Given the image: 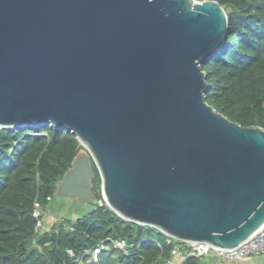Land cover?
<instances>
[{
	"label": "water",
	"instance_id": "95a60500",
	"mask_svg": "<svg viewBox=\"0 0 264 264\" xmlns=\"http://www.w3.org/2000/svg\"><path fill=\"white\" fill-rule=\"evenodd\" d=\"M216 0H0V129L77 137L58 194L94 196L182 243L236 248L264 227V129L207 103L225 44Z\"/></svg>",
	"mask_w": 264,
	"mask_h": 264
},
{
	"label": "trees",
	"instance_id": "16d2710c",
	"mask_svg": "<svg viewBox=\"0 0 264 264\" xmlns=\"http://www.w3.org/2000/svg\"><path fill=\"white\" fill-rule=\"evenodd\" d=\"M216 1L227 12L229 33L202 65L207 103L242 127L264 129V0ZM83 151L75 135L50 125L0 129V264H172L177 257L181 264H201L188 244H168L158 229L117 215L103 199L94 163L97 206L75 221L62 219L38 230L35 201L46 210ZM111 240L125 241L128 253ZM102 243L108 247L94 261Z\"/></svg>",
	"mask_w": 264,
	"mask_h": 264
},
{
	"label": "built area",
	"instance_id": "2783aa9c",
	"mask_svg": "<svg viewBox=\"0 0 264 264\" xmlns=\"http://www.w3.org/2000/svg\"><path fill=\"white\" fill-rule=\"evenodd\" d=\"M33 216L37 220L38 230L44 229L47 215L45 209L43 208L39 200H36L34 203ZM166 238L168 244L174 243L176 241L175 239L167 235ZM111 243L115 245L116 248L121 249L126 254L128 253L127 244L125 241L111 240ZM188 245L192 249V254L200 258L215 256L218 259L230 263L243 262L249 257L264 255V227L261 230H259L247 242L233 249H223V248L215 247L208 243H190ZM107 247L108 246L106 245V243H102L99 247H97L94 250L93 260L96 261L101 251L105 250ZM174 253L178 254L177 245L175 247ZM69 254L71 256H74V253L72 251H69Z\"/></svg>",
	"mask_w": 264,
	"mask_h": 264
},
{
	"label": "rangeland",
	"instance_id": "374dc122",
	"mask_svg": "<svg viewBox=\"0 0 264 264\" xmlns=\"http://www.w3.org/2000/svg\"><path fill=\"white\" fill-rule=\"evenodd\" d=\"M88 154V151L81 152V155ZM98 204L96 197L94 196L91 200H87L85 202H80L78 199L63 197L58 194V192L53 196L52 201L46 207V221L45 227L50 226L54 222L59 220H71L75 221L78 218H81L87 215L90 211H92ZM177 241V240H176ZM188 244V243H186ZM251 260H256L263 262L264 264V255L261 256H252ZM181 257H177V259L172 264L181 263ZM260 264V263H259Z\"/></svg>",
	"mask_w": 264,
	"mask_h": 264
},
{
	"label": "crops",
	"instance_id": "0c3cea01",
	"mask_svg": "<svg viewBox=\"0 0 264 264\" xmlns=\"http://www.w3.org/2000/svg\"><path fill=\"white\" fill-rule=\"evenodd\" d=\"M252 258H247L243 262L230 263L221 259H218L215 256H208L201 259V264H263V262L251 260ZM181 264V263H178Z\"/></svg>",
	"mask_w": 264,
	"mask_h": 264
}]
</instances>
